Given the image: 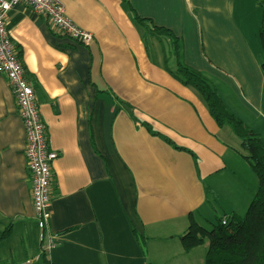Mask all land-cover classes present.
I'll return each instance as SVG.
<instances>
[{
	"label": "crops",
	"instance_id": "obj_1",
	"mask_svg": "<svg viewBox=\"0 0 264 264\" xmlns=\"http://www.w3.org/2000/svg\"><path fill=\"white\" fill-rule=\"evenodd\" d=\"M61 1L66 17L93 36L90 45L58 36L24 5L5 18L58 158L49 223L55 246L45 253L23 122L0 72V262L204 264L207 243L186 253L179 236L191 219L207 223L211 195L219 218L245 214L258 185L244 170L252 172L239 138L166 71V42L134 22L128 7L169 29L184 63L207 76L254 130L264 122L259 1Z\"/></svg>",
	"mask_w": 264,
	"mask_h": 264
},
{
	"label": "trees",
	"instance_id": "obj_2",
	"mask_svg": "<svg viewBox=\"0 0 264 264\" xmlns=\"http://www.w3.org/2000/svg\"><path fill=\"white\" fill-rule=\"evenodd\" d=\"M258 1L262 10L259 40L264 51L263 0ZM128 11L132 20L146 27L149 33L155 36L162 45L163 41L166 42V51L163 48L165 55L163 67L173 79L191 88L200 96L218 126H228L239 138L242 152L245 153L243 158L258 179L257 190L253 194L245 214L223 216V218H228L226 224H222L223 218H217V223H209L211 228L200 225L191 219L188 228L179 236L183 251L190 252L206 242L207 251L204 264H264V139L228 110L207 76L184 63L182 44L169 29L155 26L150 20L138 17L130 7H128ZM260 67L264 77V61L261 62ZM143 125L151 135L162 138L165 143L172 145L175 149L184 150L152 130L147 123H143ZM0 264L9 263L0 262Z\"/></svg>",
	"mask_w": 264,
	"mask_h": 264
},
{
	"label": "built area",
	"instance_id": "obj_3",
	"mask_svg": "<svg viewBox=\"0 0 264 264\" xmlns=\"http://www.w3.org/2000/svg\"><path fill=\"white\" fill-rule=\"evenodd\" d=\"M17 5L29 7L47 22L55 34L66 37L75 44L88 46L92 43L93 36L66 17L61 0H0V72L7 76L23 122V153L32 203L36 221L43 232L42 251L47 253L54 248L56 237L51 233L49 223L53 181L51 166L58 158V152L52 150L48 144L47 127L41 118L35 91L6 28V14ZM227 221L228 218L224 217L221 222L226 224Z\"/></svg>",
	"mask_w": 264,
	"mask_h": 264
},
{
	"label": "rangeland",
	"instance_id": "obj_4",
	"mask_svg": "<svg viewBox=\"0 0 264 264\" xmlns=\"http://www.w3.org/2000/svg\"><path fill=\"white\" fill-rule=\"evenodd\" d=\"M255 126V129H254V131L256 132V133H258L259 135H261V137L264 139V122L261 120V121H258V122H256V125H254ZM240 153H242V151L240 152ZM243 154V153H242ZM245 160V159H244ZM246 161V160H245ZM245 170V172L247 173V175H248V177L249 178H253V180H254V182H256L257 183V185H258V179H256V177H255V175H254V173H252L249 169H244ZM211 198H212V200L214 201L213 203H211V204H213L212 206H213V210H215V211H211V210H207V212L205 211V213H206V215H207V217H208V221H207V223L206 224H204V226H206L207 228H211V225L210 224H215V223H217V218H219L220 217V215L222 214V210H221V208H220V202H219V200H217L216 199V197L214 196V195H211ZM216 199V200H215ZM217 201V202H216ZM238 216H241V215H238ZM206 217V216H205ZM206 217V218H207ZM210 223V224H209ZM144 247H145V251H146V249H147V245H146V241L144 242ZM46 260H48V259H46ZM45 260V261H46ZM44 261V258L43 257H41L40 259H38L37 261H36V264H46V262Z\"/></svg>",
	"mask_w": 264,
	"mask_h": 264
}]
</instances>
